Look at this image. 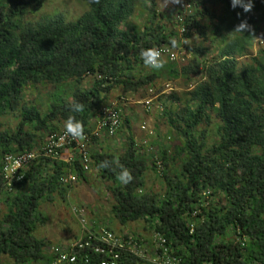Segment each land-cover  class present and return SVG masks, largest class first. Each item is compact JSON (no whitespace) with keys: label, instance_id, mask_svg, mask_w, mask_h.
Here are the masks:
<instances>
[{"label":"trees","instance_id":"16d2710c","mask_svg":"<svg viewBox=\"0 0 264 264\" xmlns=\"http://www.w3.org/2000/svg\"><path fill=\"white\" fill-rule=\"evenodd\" d=\"M141 1L89 0L88 10L76 20L56 16L27 25L29 10L39 7L40 0H0V118L17 112L21 118L13 131L4 130L0 122V258L15 264H54L47 253L48 242L34 235L43 222L40 205L56 194L68 193L70 186L61 182L67 169L78 181L87 175L79 157L72 163L41 157L30 165L25 180L6 193L4 157L34 151L39 135L62 132L69 116L91 135L97 128L93 120L115 87L135 92L152 85L162 70L171 77L180 75L165 61L161 71L136 76V70L144 66L139 55L142 49L173 51L178 47L168 43L175 34L161 23L164 16L156 0H145L148 20L142 29L123 30ZM186 1L192 13L178 22L179 30L185 29L184 36L194 31L204 42L216 45L217 57L205 66L203 80L185 94L184 101L171 96L178 107L165 111L167 123L182 140L177 150L182 157L179 175L170 179L164 173L169 166L164 155L165 193L162 197L144 193L148 168L138 156L132 135L120 156L90 150V169L111 183L116 221L122 226L145 221L153 235L166 240L181 264H264V49L248 63L239 60L251 56L260 35L264 0H252L247 13L240 7L233 9L231 0ZM242 21L250 27L234 31ZM199 70L195 65L181 73L188 76ZM91 75L96 80L84 90L82 83ZM67 83H74L71 97L55 100L46 114L23 105L27 86ZM76 103L82 105L79 113L71 110ZM211 114L220 127L218 143L207 148V131L200 128L212 124ZM125 123L128 127L129 122ZM104 161L108 168L99 167ZM121 166L132 175L126 185L117 179ZM208 190L211 195L205 198ZM214 197L222 199L210 203ZM231 233L238 240H229ZM79 259L77 264L100 261L98 256L88 263Z\"/></svg>","mask_w":264,"mask_h":264},{"label":"rangeland","instance_id":"374dc122","mask_svg":"<svg viewBox=\"0 0 264 264\" xmlns=\"http://www.w3.org/2000/svg\"><path fill=\"white\" fill-rule=\"evenodd\" d=\"M39 7H33L29 10L25 19L27 25H37L44 23L48 19L56 16H62L66 21L78 19L88 10L89 0H40ZM181 0H156L158 12L164 17L161 23L166 25L169 33L175 34L174 40H177L178 47L171 49L177 54L178 62L172 63V67L176 69L180 75L171 77L167 70L160 69V77L152 84L135 92H128L123 87H115L108 95L106 105L109 108L116 109L121 117L122 123L118 133L112 137L101 136L98 142L92 141L91 153L105 150L108 154L120 156L126 150L127 139L129 135L134 137L138 156L147 164V172L145 176L146 188L145 192L162 197L166 190L164 173L168 178L173 179L179 175L182 166V157L177 156L178 148L181 146V138L167 123L165 111L177 106V101L171 96H176L184 101L185 94L191 91L204 78V68L217 57V47L209 42H204L196 32H192L188 36H184L179 31L178 21H176L177 11L180 7ZM148 1L142 0L136 10L134 17L125 28L139 30L144 27L148 20ZM205 23V21H204ZM264 49V22L261 24V32L254 46L250 51V57H244L241 62H250L251 57L255 56L260 50ZM194 50H202L204 53H195ZM164 60L163 62H165ZM167 63V62H166ZM200 66L197 73L192 72L188 76L181 72L184 68ZM139 70L141 71L139 73ZM154 70L151 68H142L136 70V76L151 74ZM95 76L86 77L82 83V88L87 90L91 88L95 82ZM154 87L155 96H153L152 109L147 112L142 105L149 98V89ZM74 91V83L62 84L54 87L48 84H42L37 87L27 86L23 95V105L35 106L46 114L50 105L62 98L69 99ZM162 107L163 112L160 111ZM212 124L202 126L200 131H207L206 147L211 148L218 143V128L220 123L214 114H211ZM21 121L20 112L10 114L0 118L4 130L13 131ZM129 122L127 127L125 122ZM147 124L149 132L153 134L150 138L146 131L141 130V126ZM28 131H32V127H27ZM61 128L59 131H63ZM48 134L41 133L36 141L35 150H38L44 143ZM168 137L171 139L168 140ZM151 139V140H150ZM144 142L153 150L148 153ZM166 157L168 168L162 173L154 166L155 159L163 160ZM111 183L102 180L98 174L91 169L86 175V180H77L75 184L70 186L65 196L55 195L49 202L40 205V213L43 222L38 226L35 237L48 242V245H70L75 240L82 238L83 230H95L100 227H107L114 231L118 236L133 235L142 242L143 245L153 243V232L145 221H137L129 223L125 226L120 225L112 214L114 200L110 191ZM210 203H216L222 198H210ZM2 212L4 206L1 205ZM82 210L83 216H77L74 211ZM1 217V216H0ZM83 219V222L81 221ZM86 226V227H84ZM229 240H238L232 233ZM0 264H15L12 260L2 257ZM28 264V263H27ZM29 264H48V263H29Z\"/></svg>","mask_w":264,"mask_h":264},{"label":"built area","instance_id":"2783aa9c","mask_svg":"<svg viewBox=\"0 0 264 264\" xmlns=\"http://www.w3.org/2000/svg\"><path fill=\"white\" fill-rule=\"evenodd\" d=\"M178 22H183L187 14L192 13V6L186 1L181 0L178 8ZM184 35L185 29L179 30ZM161 53L160 59L169 63L178 62L177 54L167 48L158 49ZM149 98L142 104L147 112L152 109L153 96L155 89L151 87L148 91ZM163 112L162 107L159 108ZM97 128L92 134L84 132L83 139L73 140L70 136L65 135L64 131L52 133L47 136L44 143L31 152L8 154L3 159V180L6 193H12L14 187L22 183L26 178V171L30 165L38 158H46L62 162L63 154L67 151H73L65 163H72L75 157H79L83 171L88 174L91 164L90 146L93 138L101 136L114 137L121 127V117L116 109L103 105L98 111ZM142 131L148 132L147 124L141 126ZM171 138L168 137V140ZM147 152L150 153L153 148L146 146ZM156 169L163 171V162L156 158ZM77 181V176L70 169H67L61 182L65 185L72 186ZM204 197L208 198L211 192L205 191ZM77 216H83L82 210H75ZM195 215V214H194ZM83 222V219L81 220ZM86 227V226H84ZM84 230H87L85 228ZM87 235L75 241L70 245H50L47 253L54 259V264H77L80 260L88 263L92 257H100L99 264H181V260L172 255L166 240L161 235H154L153 243L143 245L138 238L133 235H121L113 233L107 227H100L95 230H87Z\"/></svg>","mask_w":264,"mask_h":264},{"label":"clouds","instance_id":"9594fccd","mask_svg":"<svg viewBox=\"0 0 264 264\" xmlns=\"http://www.w3.org/2000/svg\"><path fill=\"white\" fill-rule=\"evenodd\" d=\"M231 7L235 9L236 7H240L245 13L251 11L253 7L252 0H231ZM250 26L246 23V21H242L239 23L234 31H241L244 32L247 30ZM171 47L175 48L177 41L176 40H170L168 42ZM140 58L143 62V65L146 68H151L153 70H159L163 67V62L160 59L161 53L156 48H147L142 49L139 53ZM71 110L73 112L79 113L82 110V105L80 103H76L74 105H71ZM64 133L67 136H70L73 140L76 139H83L84 135V128L82 123L79 120L74 119L73 116H69L63 124ZM100 168H108V162L104 161L99 164ZM117 179L121 184H128L132 180L131 173L121 166L120 171L117 175Z\"/></svg>","mask_w":264,"mask_h":264},{"label":"crops","instance_id":"0c3cea01","mask_svg":"<svg viewBox=\"0 0 264 264\" xmlns=\"http://www.w3.org/2000/svg\"><path fill=\"white\" fill-rule=\"evenodd\" d=\"M176 107V106H175ZM97 121H98V117L97 118H95V120H93V123H97ZM95 124H94V127H95ZM147 134H148V137H150V138H155V137H151V135L153 134L152 132H147ZM104 137H107V136H104ZM108 138H111V137H108ZM99 140H101V139H98V140H95V142H98ZM151 140V139H150ZM72 152L73 151H67V152H65L64 154H63V159H62V162H65V161H67L68 159H69V157L72 155ZM98 152H100V153H108L107 151H105V150H101V151H98ZM83 232H84V235L82 236V238H84L86 235H87V230H83ZM82 238H80V239H82ZM77 240H79V239H77ZM77 240H75V241H77ZM74 243V242H73Z\"/></svg>","mask_w":264,"mask_h":264}]
</instances>
